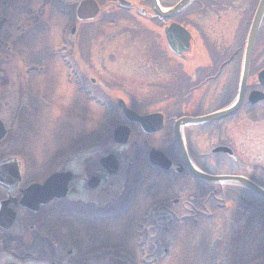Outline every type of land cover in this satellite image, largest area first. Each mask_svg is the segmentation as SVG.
Listing matches in <instances>:
<instances>
[{
  "label": "flooded vegetation",
  "instance_id": "1",
  "mask_svg": "<svg viewBox=\"0 0 264 264\" xmlns=\"http://www.w3.org/2000/svg\"><path fill=\"white\" fill-rule=\"evenodd\" d=\"M260 1L193 0L166 21L165 27L173 21L189 30L194 42L188 53L177 57L165 41L164 52L179 64L166 73L165 63L162 93L156 92L159 84H151L149 89L158 93L155 98L138 99L91 96V41L100 39L92 36L101 32L90 29L93 24H75L78 0H0V85L14 87L16 98H24L27 71L50 67L43 62L54 66L51 54L61 50L72 83L76 78L83 93L79 98L95 105L88 119L99 110L111 122L90 138L73 140L67 152L51 162L49 174L45 162L38 160L40 154L30 152L37 168L29 157H0V211L5 214L0 264H190L186 253L175 259L183 246L196 264H229L237 251L235 241L239 247L246 238L247 246L251 240L264 242V199L238 184L199 180L188 169L190 165L209 176H237L264 189V99L251 101L264 98V14L253 46L248 43ZM105 18L110 22L103 20L100 29L137 17L129 13ZM56 23H66L58 43L57 37L44 43L41 29L45 26L48 35ZM42 57L52 62H42ZM237 98L238 109L228 115L178 126L182 119L222 112ZM122 103L137 121L125 119ZM20 108L14 112L19 116ZM70 112L74 116L75 111ZM4 120L0 115V149L15 132L22 138L26 132V126L16 127V114L8 126ZM118 127L117 142L122 141L123 128L128 131L124 145L113 142ZM108 156L115 158L116 167L107 169L106 161L101 165ZM51 175L58 177L48 202L38 186ZM122 224L129 227L123 229ZM105 227L120 235L131 231L130 243H107L101 231ZM252 230L259 238L251 237ZM263 261L262 249L251 256L248 247L239 264Z\"/></svg>",
  "mask_w": 264,
  "mask_h": 264
},
{
  "label": "rangeland",
  "instance_id": "2",
  "mask_svg": "<svg viewBox=\"0 0 264 264\" xmlns=\"http://www.w3.org/2000/svg\"><path fill=\"white\" fill-rule=\"evenodd\" d=\"M159 1L161 5H166V3L172 4L177 0ZM123 21L127 22V27L123 31H129L132 28L135 34L120 32V30L114 28H102V30L100 29V31H102V36L99 37L100 39L91 41L89 71L90 78L94 79L95 83L94 86L90 88V94L91 96L97 94L106 98H113L112 96L115 94V90L113 89L120 88L123 92L119 91V93H122V95L116 91V96L124 98L130 96L131 98L138 99L145 98L146 96L155 98V95L158 94L156 92L162 93V89L164 88L163 79L165 63L167 73L172 68L178 66L179 62H176L172 55L164 52L163 49L165 45L160 38L158 33L160 32L159 30H155L150 26L147 29L150 32L148 33L139 30L141 28L140 23H136L135 21L132 22L129 18H123ZM56 25L52 27L48 35L46 27L43 26L41 34L44 43L49 42L52 38L55 39V37H57L55 39L56 42L59 41L60 33L58 32L62 27L66 26V23H56ZM63 30L65 31V28H63ZM99 34L100 33L97 35ZM132 35L134 36L131 38L130 36ZM122 37H124V40L119 39ZM153 37L156 38V47L160 49H157L151 44L154 41ZM126 38L127 43L133 46L134 49L123 47L127 45L126 42H124ZM140 39L146 41L147 46L151 48L152 51L145 52L140 45ZM131 42L132 44H130ZM65 45L66 42L62 44L61 47ZM43 55L44 54H42V56ZM51 56L55 58L54 62L42 57V62L50 61L54 65L52 66L50 63L43 62L45 65L50 66L46 71V75L42 74V76L35 73L27 74V85L24 98H16V90L14 87L0 85V111L4 112L0 113L1 117L6 120L4 121L8 126L16 114V127L26 126L24 138L20 137L18 132H15L12 141L8 143L7 146L0 149V157H3L5 154L16 155L20 158H26L27 160V157H29L32 160V165L37 168L38 166L34 165L35 163L33 162L30 152L34 153L36 156L40 154L42 157L36 158L42 160V164L45 162L44 165H47L49 168L48 174L52 172L51 162L58 154L66 153L70 147L69 144L73 140L78 138L81 139L83 135L84 137L90 138L89 134H91V132L97 130L100 126H102L101 129H107L109 128V123H111L100 116L99 110L97 111L98 114L93 113L90 119H88L89 112L95 110V105L93 103L88 105L85 101L83 103L81 98H79L83 97V93L78 89V86L72 82L69 84L65 80V78L68 77V68L65 58L62 57L63 55L52 53ZM42 62L40 61V63ZM34 63L39 64V62ZM51 74H53L52 78L41 85L40 81L47 79ZM151 84H159L160 88H158L156 92L152 91L149 89ZM53 86L56 88L57 94L54 90H51L52 92H50L49 95L51 97L53 95L54 98L53 101H51L45 98V94L47 93V89ZM40 95L44 98H39L38 96ZM20 105L21 108L19 111H22V114L19 116L14 112L18 111ZM70 110L75 111L74 116H72ZM79 112L81 113L80 115L78 114ZM259 114L260 111L256 112L257 117ZM94 121H97V123ZM105 136H108V132L105 133ZM29 137L30 142L37 143L31 144L27 141ZM24 144H26V147ZM225 164L226 163L222 165ZM44 169H46V167ZM210 169L214 172L216 168ZM137 213L136 211V214ZM110 224L112 223L108 222V226ZM119 224L121 223L119 222ZM122 226L123 229L129 227L127 224L126 226L122 224ZM101 231L105 233L102 235V238L107 243L113 244L116 243V241L119 243L124 242V245L130 243L127 239L130 238L131 231L122 235L109 231V227H105V229ZM252 235V238L255 236V238H259V236H257L258 234H255L253 230ZM164 240L166 243V238ZM246 240H248V238L245 239L242 247L237 246L238 243L236 241L235 245L231 242L237 251L229 264H239L243 260L245 249L247 251L248 247L250 248L251 256H255V253H259L260 249L264 251L263 241L259 243L251 240L250 245L247 246ZM64 242L67 243V241ZM179 249L181 252H177L178 257L175 258L177 261L182 259L183 255L186 253L187 263L196 264V258L193 256L192 252H189L188 249L184 252V246L182 249L181 247ZM208 255L213 257V253H209ZM247 257L248 255L246 258Z\"/></svg>",
  "mask_w": 264,
  "mask_h": 264
},
{
  "label": "water",
  "instance_id": "3",
  "mask_svg": "<svg viewBox=\"0 0 264 264\" xmlns=\"http://www.w3.org/2000/svg\"><path fill=\"white\" fill-rule=\"evenodd\" d=\"M191 0H181L174 8H172L171 10H164L162 8L159 7L157 0H150L151 2V10L152 12L159 17L160 19H166L168 17H172L173 15L179 13L181 10H183L189 3ZM118 3L120 5H126L127 7H134L133 5H131L130 3L126 2V1H122L119 0ZM136 8V7H135ZM87 8L86 7H79L78 10V16L81 17L83 15V11H85ZM89 9L91 10V16L94 15V13H96V7L95 5H93V3H91V5L89 6ZM88 10V9H87ZM137 12L141 15H144L146 12L144 9L141 8H137L136 9ZM264 11V0L261 1L257 13H256V17L254 19L253 22V30H256L257 24L260 20L261 15L263 14ZM89 16V15H88ZM165 37L167 39L168 42V46L170 47V49L172 50V52L176 55H181V53L184 52H189L190 49V35L182 28H179L178 26H174L172 25L170 27L169 31L165 30ZM254 37V36H253ZM247 56H249V52L247 53ZM235 107L229 109L226 112L223 113H218L215 114L213 116L210 117H206V118H200V119H184L182 120V124H198V123H203V122H208L211 120H217L220 117H223L224 115L230 113L232 110H234ZM127 114L132 117V114L130 112H127ZM134 121L137 119L135 117ZM118 131V130H117ZM114 132V136L116 138V132ZM117 141V140H116ZM183 152V151H182ZM188 169L191 172V174L193 176H195L196 178L203 180V181H207V182H226V183H239L244 185L246 188L250 189L252 192L258 194L259 196H261L262 198H264V192L262 190H260L258 187H256L254 184L244 180V179H240V178H234V177H209L206 176L204 174H201L200 172L196 171L195 169H193L192 167H190L188 165Z\"/></svg>",
  "mask_w": 264,
  "mask_h": 264
}]
</instances>
